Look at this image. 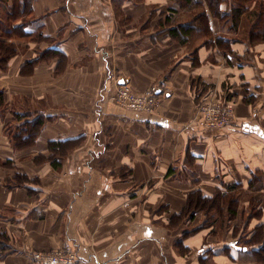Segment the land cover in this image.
<instances>
[{"label":"crops","instance_id":"0c3cea01","mask_svg":"<svg viewBox=\"0 0 264 264\" xmlns=\"http://www.w3.org/2000/svg\"><path fill=\"white\" fill-rule=\"evenodd\" d=\"M22 1L0 0V264L64 246L85 264H264V42L242 33L254 2L232 32L208 0ZM121 84L157 87L153 112L117 105ZM210 92L234 106L222 129L195 125ZM233 184L258 216L239 202L216 233L181 215Z\"/></svg>","mask_w":264,"mask_h":264},{"label":"trees","instance_id":"16d2710c","mask_svg":"<svg viewBox=\"0 0 264 264\" xmlns=\"http://www.w3.org/2000/svg\"><path fill=\"white\" fill-rule=\"evenodd\" d=\"M31 0H23L21 5L23 8V11H26L28 8L27 6L30 5ZM181 3L186 5L187 3H190L194 7L198 6L201 10L203 9V4L201 0H179ZM223 1L227 0H208V7L211 10L212 14L219 19L221 24L228 23L227 29L230 31H237V26L240 23L241 16L243 13L247 11V4L254 2L255 9L250 13L248 12L245 14L243 19L247 20L248 18V29L242 33H245V36L247 40L251 43H259L264 42V7L263 0H232L233 4H230L226 9L220 10L219 5L220 3H223ZM259 12V13H258ZM250 14V16H249ZM205 14L203 12H200L195 19H199L201 22L205 18ZM247 17V18H246ZM252 21V22H250ZM193 24L185 23L183 24V27L185 31H187L186 26L192 27ZM21 28V27H20ZM211 43L215 44V46L218 47V49L222 52L224 57L231 54L229 50L228 41L224 37L215 36L214 39L212 38L210 40ZM229 53V54H228ZM26 116V115H25ZM27 124V130L25 128V136L19 135L18 137L21 138L23 142H27L29 138H31L33 135H36L37 132H39V129L42 125L41 118H36L32 122L26 123ZM62 142H51L49 146H60L62 145ZM253 177V181H254ZM252 181V182H253ZM251 182V184H252ZM236 191V192H233ZM238 191H241V188L239 185L233 184L231 186L226 187V190L223 193H218L213 198H203L200 196L195 197L196 194H192L191 199H189V204H187L185 210H183V213L181 215L185 216L186 218H192L195 216V214L199 213V211L204 215V217L207 220H210L213 218L215 213H218L223 218L233 219L236 216V210H237V199L233 195L235 193L240 194ZM255 207V205H252ZM214 214L209 215L210 212H213ZM257 214H259V210L256 211ZM210 224V223H209ZM209 224H203L204 226H208ZM261 230V227L256 230V233ZM256 239H260L259 234L256 236ZM249 240V239H248ZM251 241H254L252 239L249 240V243ZM238 243V242H237ZM236 244V242H235ZM244 246V245H243ZM241 247L244 248V247ZM240 248V246H239ZM248 248V247H247ZM261 250H264V244L260 247ZM260 260L264 261V253L263 255H260Z\"/></svg>","mask_w":264,"mask_h":264},{"label":"built area","instance_id":"2783aa9c","mask_svg":"<svg viewBox=\"0 0 264 264\" xmlns=\"http://www.w3.org/2000/svg\"><path fill=\"white\" fill-rule=\"evenodd\" d=\"M157 87H151L141 95L134 94L126 84L118 85L112 96L113 101L126 109L151 114L156 105ZM196 126L206 129H222L234 118V106L223 101L217 94L209 93L197 105ZM30 264H85L69 246L49 252H33Z\"/></svg>","mask_w":264,"mask_h":264},{"label":"rangeland","instance_id":"374dc122","mask_svg":"<svg viewBox=\"0 0 264 264\" xmlns=\"http://www.w3.org/2000/svg\"><path fill=\"white\" fill-rule=\"evenodd\" d=\"M235 197H236V199H238L236 202V204H237V208H238V204H239V202H240V205H241V207H245V206H247L246 204V201L247 200H249V204H254L253 202H251L250 201V199H251V197H250V195L249 194H240V196L238 197V195H237V193H235V194H233ZM238 197V198H237ZM243 203V204H242ZM249 209L247 210V215L248 216H252V215H254V216H258L259 214H257L256 213V211H257V209L255 208V207H253V206H251L250 205V207H248ZM200 212V211H199ZM236 212H237V210H236ZM201 213V212H200ZM212 214H214V211L213 212H210V214L209 215H212ZM218 215H220V214H218V213H215V215L213 216V218L211 219V222H210V220H203L204 221V224H212L213 225V229L216 231V233H219L220 231H221V229L222 228H224L225 226H226V221L228 220V218H223V217H221V216H218ZM246 214L244 213V216H245ZM201 216L203 217L204 215L201 213ZM203 221H202V223H203ZM210 224H209V226H210ZM233 233L235 234L236 233V238H237V240H238V245H236L237 247H239V246H241V245H244L243 243H244V240H245V238H246V234H247V231L244 229V228H240V229H235L234 231H233ZM262 233V231L261 230H259V232L258 233H256L255 235L257 236L258 234L259 235H262L261 234ZM241 248V247H240Z\"/></svg>","mask_w":264,"mask_h":264}]
</instances>
